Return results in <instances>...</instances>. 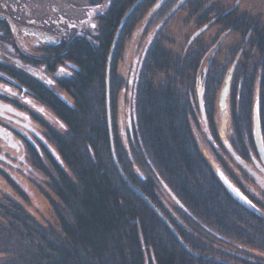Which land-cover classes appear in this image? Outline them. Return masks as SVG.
Wrapping results in <instances>:
<instances>
[{"label": "trees", "instance_id": "16d2710c", "mask_svg": "<svg viewBox=\"0 0 264 264\" xmlns=\"http://www.w3.org/2000/svg\"><path fill=\"white\" fill-rule=\"evenodd\" d=\"M135 1L111 0L93 35L65 39L42 51L40 60L21 56L36 67L45 64L46 72L66 64L69 73L54 77L53 85L70 99L34 71L0 65V76L24 89L65 127L60 132L37 117L52 149L36 133L37 142L22 138L30 163L47 178L55 225L42 224L14 197L0 194V252L6 254L0 264H227L213 257L234 264H264V259H245L232 248L240 245L264 254V217L232 196L198 143L201 131L218 161H224L219 155L223 152L247 162L256 152V109L264 148V25L237 7L222 9L217 0H185L178 6L172 0H141L113 45L119 23ZM180 11L184 24L194 30L216 25L217 34L211 39L198 38L204 32L193 39L188 36L173 50L165 29ZM144 17L149 18L145 33L152 29V34L130 86L131 136L126 146L115 113L124 88L117 64L125 41ZM230 33H238L239 40L227 46L222 61L201 70L209 50L218 51L219 40ZM233 64L223 117L231 130L227 140L225 124L220 123V129L214 115ZM200 87L205 120L198 116ZM107 92L113 148L124 175L193 252L209 257L187 251L118 173L111 155ZM158 180L182 208L175 210L181 222L162 204Z\"/></svg>", "mask_w": 264, "mask_h": 264}, {"label": "rangeland", "instance_id": "374dc122", "mask_svg": "<svg viewBox=\"0 0 264 264\" xmlns=\"http://www.w3.org/2000/svg\"><path fill=\"white\" fill-rule=\"evenodd\" d=\"M84 3V0H80ZM207 1V0H204ZM222 9L237 7L236 11L245 12L249 16L257 17L260 24L264 25V0H217ZM215 2V1H214ZM107 1L102 2L101 12L104 13L107 9ZM69 7L70 17L78 19L84 15V11L77 12V6L67 5ZM66 7V8H67ZM185 15L183 12H177L167 24L165 29V34H167L171 40L173 41V46L171 47L173 50L177 47L181 48L184 44L185 40L189 36L197 31L194 30L191 24H184L183 21ZM149 19V18H148ZM148 19L144 17V20L140 22L132 36L127 39L124 43L123 50L121 51L120 60L117 64L118 73L120 76L124 78V88L118 94V109L115 111L117 115V127L120 132H122L120 139L127 146L128 137L131 136L130 132V114L132 111V94L130 92V86L133 85L134 76L137 75V67L140 66L142 61V54L145 50L146 43L148 37L152 34V29L145 33V27L148 26ZM151 20H153L151 18ZM154 21V20H153ZM207 25V28L202 31V35L198 38L201 39H211L214 35L217 34L219 30V26L216 25ZM203 27V26H202ZM84 31L92 33H96L97 29V21L94 20L91 22L90 26L83 27ZM196 37V36H195ZM240 36L238 33H230L228 36H222L217 44L218 51L215 52V49L211 48L202 61L201 70L205 67L207 61L211 62V65L216 61H222L224 58V54L226 53L227 46L230 44H234L239 40ZM192 39V38H191ZM197 39V38H196ZM117 41V40H116ZM115 41V43H116ZM30 49V47H28ZM10 53V51H8ZM211 57V58H208ZM0 58L4 63L12 64L15 68H23L24 66L30 68L27 65H24L20 59L14 55H9V57H3V53L0 54ZM20 58V56H19ZM212 59V60H211ZM239 59V54L235 58V62ZM21 62V64L18 63ZM11 65V66H12ZM210 67V66H209ZM33 68V67H32ZM31 68V69H32ZM30 71L36 72L42 79L52 86V89L58 92L61 96L70 99L68 94L57 89L54 84V77L61 76L69 73V68L66 64L58 65L52 72H46L44 68H33ZM128 84L129 89H128ZM126 85V86H125ZM230 87V86H229ZM229 92V90H228ZM228 96V94H227ZM198 105L200 107V111L198 116L202 119H206L205 111H204V102H203V92L202 88L199 89ZM219 98V97H218ZM5 103V105L11 107L12 109L17 110H8L6 108L0 107V126L5 127V130L0 129V194H8L14 197L19 203L37 220H39L42 224H52L55 225V220L53 218V213L51 211L49 197L51 199L52 196L49 193L47 186V178L41 171H38L36 168L32 166L30 163V159L28 158L26 148L24 145L23 137H26L31 142H37L36 137L33 135L36 133L38 136V140L42 141L46 148L52 149L53 145L46 141L42 135H44V129L41 126L37 117L43 119L46 123L51 125L58 131H63L65 129L64 124L56 118V116L42 104L33 99L29 94L25 92L24 89L19 88L16 84L10 82H4L0 79V104ZM219 106V103H218ZM226 106V103H225ZM22 113V115H20ZM7 115H14L16 118L20 119L24 122L26 126L20 123L18 120H12L7 118ZM36 115V117L34 116ZM19 116V117H17ZM224 115L219 114V109L217 108L214 118L218 123V127L220 128V123L225 124V138L228 140L231 137V130L229 123L224 120ZM109 121H110V110H109ZM111 123V121H110ZM109 124V122H108ZM31 131H29V129ZM112 129V127H111ZM221 129V128H220ZM220 129L218 130L220 132ZM33 132V133H32ZM201 133V134H200ZM200 136L198 137V143L201 150L204 151V154L211 157L212 152L207 144V139L205 133L199 132ZM217 149H220L219 145H216ZM223 162H220L216 159L214 163H220L223 166L225 162V167H221L220 165L213 166L218 176H225V173H229L235 180L238 181L239 187L237 184L235 185L228 179L230 178H222L224 185H229L233 187L241 197L246 198L247 204H242L246 207H255L253 211L259 213L260 216L264 217V186H259L253 181V175L248 170V167H252L254 164L255 168L258 164L263 169V163H261L257 151L254 152L253 158L249 161L248 167L241 168L242 165L240 159L236 156L223 155V152L219 153ZM251 155V156H252ZM256 161V163L254 162ZM260 160V161H259ZM248 165V164H247ZM253 168V167H252ZM257 170V169H256ZM220 171V174H219ZM228 174V175H229ZM229 181V182H228ZM236 181V182H237ZM158 184V195L161 199L162 204L165 206V209H169V212L172 213L173 217L181 222L175 210L181 211L182 208L178 205V201L174 198V196L170 193V191L165 187L161 181H157ZM241 188V189H240ZM54 200V199H53ZM253 202H251V201ZM251 204H250V202ZM178 203V204H177ZM176 210V211H177ZM174 211V212H173ZM221 240V239H220ZM224 243H227L225 241ZM235 244V243H233ZM227 246V245H226ZM228 247V246H227ZM233 251L239 256L249 259L251 261H259L263 262L264 254L253 249L243 248L242 246H234L232 245ZM201 255V254H200ZM6 254L0 252V259L5 257ZM205 256V255H203ZM209 257V256H206ZM215 258V257H213ZM218 259V258H217ZM222 260V259H218ZM228 262V261H226ZM231 263V262H228ZM234 264V263H231Z\"/></svg>", "mask_w": 264, "mask_h": 264}, {"label": "flooded vegetation", "instance_id": "af4514ba", "mask_svg": "<svg viewBox=\"0 0 264 264\" xmlns=\"http://www.w3.org/2000/svg\"><path fill=\"white\" fill-rule=\"evenodd\" d=\"M103 1L105 0H84V3L80 0H0V54L3 53V57L14 55L18 60L22 59V55L40 60V54L42 51H50L55 46L62 44L65 39L73 36H89L95 34L89 32V28L88 32L84 31L83 27L90 26L91 22L94 20L98 21L99 17L103 14L101 12ZM106 1L108 7L111 0ZM184 2L185 0L170 1L174 6H178ZM68 4L71 6H77V12L79 10L84 11V15L78 19L70 17L71 14L69 12V7H67ZM157 4L159 5L160 1H158ZM28 47H30V49H28ZM8 51H10V53H8ZM21 61H23L22 63L24 65H27L30 68L24 66L23 68L19 67V70L30 71L33 68H37L34 65L26 63L23 59ZM18 63L21 64L20 61H18ZM209 64L210 61L208 60L203 69L206 70ZM0 65L11 66L12 64L4 63L0 58ZM12 66L14 67V65ZM39 67L45 68V64H41ZM0 79L7 82L6 78L2 76H0ZM9 81L10 80H8V82ZM0 107L17 112V110L12 109L7 105L0 104ZM225 108L226 106L218 108L220 115H226ZM20 115H22V113H20ZM6 116L12 120H18L26 126L24 123L26 120L22 122L14 115L6 114ZM0 129L5 130L6 128L0 126ZM250 157L252 160L253 156ZM250 157L247 162H242L240 160L242 163L240 166L241 168L244 169V167H248L249 164H251L249 162L251 161ZM259 159L261 160L260 157ZM210 160L212 161L213 166L217 167L216 165H220V163H214V161H216L215 156L212 155V159ZM254 162L256 163L255 160ZM260 162L263 163L264 166V162L262 160ZM220 166L223 167L222 165ZM251 166L253 168L248 167V170L251 175H253V181L258 184V187L264 186V167L262 169L258 164L256 165V168L254 164ZM228 174L229 173L226 172L224 177L222 175L220 177L223 179L226 178L227 180V177L230 176L228 180L236 185L238 181ZM237 186L239 187V184H237ZM252 208L255 209V207Z\"/></svg>", "mask_w": 264, "mask_h": 264}, {"label": "water", "instance_id": "95a60500", "mask_svg": "<svg viewBox=\"0 0 264 264\" xmlns=\"http://www.w3.org/2000/svg\"><path fill=\"white\" fill-rule=\"evenodd\" d=\"M141 0H136L133 5L126 11V13L123 15L119 26L117 28V31L115 33V36L113 38V45L115 43V41L117 40V37L120 33V29L126 19V17L128 16V14L132 11V9L136 6V4H138ZM207 28V25H204L203 27L199 28L193 35H192V39L197 36L198 34H200L203 30H205ZM113 50V46L111 47V51L108 57V62H107V67L109 68L110 65V60H111V52ZM234 70V64L231 66L229 73L225 76L224 79V83L220 89V93H219V98H218V103H219V107L223 108L225 106L226 103V97L228 94V90H229V86H230V79L232 76ZM106 83H108V77H106ZM107 118H108V128H109V136H110V147H111V155H112V159L114 162V165L118 171V173L120 174V176L124 179V181L127 183V185L136 193L138 194L145 202L148 203V205L154 210V212L168 225V227L172 230V232L175 234V236L177 237V239L179 240V242L182 244V246L189 251L190 253L194 254L195 256H200L199 253L193 252L186 244L185 242L180 238V236L177 234V232L175 231V229L172 227V225L167 221V219L161 214V212L154 206V204L146 197L144 196L137 188H135L126 178V176L124 175L123 171L121 170L119 163L116 159L115 156V152H114V148H113V139H112V132H111V123L109 121V106H108V92H107ZM253 135H254V141H255V147H256V151L259 155V157L261 158V160L264 162V148H263V143H262V138H261V132H260V125H259V118H258V112L256 109H254L253 112ZM228 191L232 194V196L238 200L240 203L242 204H247L246 198H243L239 195V193L231 186H229L228 184L226 185ZM203 256V255H201ZM206 257V256H203ZM218 260L217 258H213ZM221 262L227 263V264H231L228 263L224 260H220Z\"/></svg>", "mask_w": 264, "mask_h": 264}]
</instances>
